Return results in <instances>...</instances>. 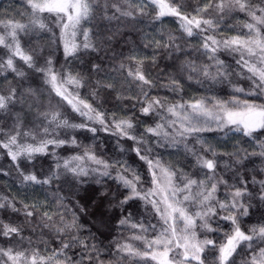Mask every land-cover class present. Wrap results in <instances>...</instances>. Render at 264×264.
<instances>
[{
	"label": "snow or ice",
	"instance_id": "obj_1",
	"mask_svg": "<svg viewBox=\"0 0 264 264\" xmlns=\"http://www.w3.org/2000/svg\"><path fill=\"white\" fill-rule=\"evenodd\" d=\"M24 5L23 11L14 15L0 14V49L7 50L0 58V72L10 71L21 80L27 78V71L41 75L55 97L82 119L75 122L59 101H49L46 107L31 104L29 109H36L34 119L26 121L23 108L17 110L25 93L9 87L0 91V119L4 120L0 152L25 183L50 186L64 182L71 186L84 184L88 178H95L98 184L101 178L112 179L118 191L123 189L118 205L122 210L129 201H142L145 211L150 206L157 223L134 221L128 213L116 220V226L131 229V236L123 242L117 240L114 252L105 250L99 236L91 231L84 234L74 211L71 220L67 219L68 206L64 197L58 196L59 207L65 211L58 220L44 213L41 227L48 232L41 231L40 238H34V232L25 235L24 224L0 220V264H209V253L211 264H237V257L240 264H264V210L258 221L244 227L253 207L264 209V0H199L192 10L183 0H24ZM241 14L243 23H230ZM146 16L154 24L175 17L178 32L167 33V40L161 32L159 39L150 43L188 57L181 63L180 73L189 81L195 78L213 86L227 81L232 85L231 95L220 98L212 93L184 100L180 75L159 85L177 99L153 95L158 81L151 78L143 59L130 55L127 65L122 61L113 71L119 72L130 88L139 89L136 105L140 116L154 118L141 129L138 117L119 119L113 114L109 118L106 111L75 91L85 87V76L65 71L63 66L57 70L51 53L45 57L43 50L25 51L21 45L22 35L51 33L52 43L57 51L62 47L67 64L81 53L99 51L112 39L95 33L92 21H135ZM197 37L199 43L186 49L184 45ZM222 54L229 56L235 67ZM17 58L23 61L24 70L17 66ZM91 71L104 69L93 63ZM236 80H247L250 87L246 89ZM104 88L115 90L116 83L97 79L92 97ZM27 95L36 93L28 89ZM68 130L88 131L94 136L103 131L117 137L120 157L104 158L92 147H82ZM206 132L237 133L243 139L237 140L233 151L219 152L203 137ZM121 141L132 144L125 149ZM64 148L78 151L60 157L56 150ZM167 148L182 149L192 157L194 171H185L158 154L159 149ZM129 153H134L138 167L128 162L133 159ZM38 156H51L53 165L46 173L25 171L24 162L33 164ZM253 157L260 159L261 166L249 176ZM32 207L25 205L26 217L35 216ZM0 209L20 211L6 196ZM219 222L229 224L230 230L225 231ZM217 232H224L223 242L208 236Z\"/></svg>",
	"mask_w": 264,
	"mask_h": 264
},
{
	"label": "trees",
	"instance_id": "obj_2",
	"mask_svg": "<svg viewBox=\"0 0 264 264\" xmlns=\"http://www.w3.org/2000/svg\"><path fill=\"white\" fill-rule=\"evenodd\" d=\"M183 2L186 6H190L189 10H192L197 7L199 0H183ZM24 6V0H0V14L8 13L9 15H14L17 11H23ZM244 19L241 14L238 17H234L230 23L233 25L241 24ZM91 23L95 33L100 34L102 37L112 36V39L101 45L99 51L81 53L77 57L71 58L67 64L64 61L62 48L57 51V45L52 43L51 33L22 35L21 45L25 51L33 48L37 51L43 50L45 57L51 53L57 70H60L63 66L65 71L70 70L73 74L80 73L85 76L87 80L85 87L75 91H78L83 98H87L95 107L106 111L109 118L113 114L119 119L130 116L138 117L141 120V129L146 124H151L154 119L153 117L140 116L139 106L136 105V96L139 94V89L134 86L130 88L129 84L123 82L124 77L119 72L113 71L122 61L127 65L129 63L127 57L130 55L143 59L145 69L151 74V78L158 81V87L152 89L153 95L168 96L171 100L177 99L173 93L159 87L160 84L168 83L171 76L176 75H180L183 82V92L180 95L184 100L200 98L212 93H215L220 98H228L231 95L232 85L227 81L214 86L207 82L198 83L195 78L189 81L186 74L180 73V65L188 57L174 51L170 53L163 48H157L155 43H150L159 39L161 32L164 33L165 40H167V33L178 32L179 24L177 21H170L169 17H165L161 22L154 24L151 22V17L146 16L135 21L126 19L120 22L116 20H100L98 18ZM198 43L199 38L197 37L184 46L187 49ZM146 44H150V46L145 47ZM222 58L235 67L234 61L229 56L222 54ZM153 60H155V63H153ZM93 63L100 64L104 71L100 73L91 71ZM17 66L22 70L25 69L20 60H17ZM26 77V79L21 80L15 76V73L10 71L0 72V91H7L9 87H18L25 93L24 99L17 105V110H20L21 107L23 108V118L26 121L34 119L36 109H29V106L33 103L46 107L49 101H52L53 104L59 101L65 113L70 116L73 115L67 103L60 101L59 97H55V94L51 92L50 86L44 83L41 75L27 71ZM97 79L102 80L104 83L114 81L116 83L115 90L100 89L99 94L93 98L91 93ZM235 82L246 89L250 87V82L247 80H236ZM28 89L33 90L36 95L28 96ZM133 105H136L135 110H133ZM3 123L4 120L0 119V124ZM8 123L10 125L11 121L9 120ZM72 134L76 136L82 147H92L104 158L111 157L115 159L120 157L117 137L110 136L103 131H100L95 136L91 132L82 130L72 131ZM202 135L209 144L215 145L219 152L233 151V145L237 140L243 139L237 133H229L225 136L223 133L206 132ZM120 144L125 149H128L132 142L121 141ZM64 150L68 151V154L64 155L65 157L71 155L73 151H78L71 148H64L63 152ZM158 154L177 167H183L185 171H194L190 163L192 157L186 156L182 149L180 151L173 148L159 149ZM128 155L132 156L133 159H128ZM128 155L123 158L128 159V162L133 164L134 167H138L139 165L134 162V153H129ZM223 159L227 160V157L225 156ZM252 160L254 162L249 163V176L252 169H258L261 166V161L258 157H253ZM51 165H53L51 158L38 156L33 164L24 162L23 167L25 171L40 174L46 173ZM261 178H264V176ZM117 187L116 182L109 178H101V183L99 184L95 182V178H88L84 184H73L71 186L64 182H54L50 186L25 183L22 182V177L6 154L0 152V201L6 196L10 200H14L20 210L13 213L11 209H0V220L24 224L27 229L25 235L28 232H34V238H40L41 231L48 232V229L41 227L42 217L45 212L53 215L54 219L58 220L59 214L65 211L64 208L59 207L58 196L64 197L63 202L68 206L67 219L71 220V212L74 211L79 217V222L84 226V234L87 235L91 231L99 236L103 240L105 250L111 249L114 252L117 240L123 242L131 236V229H122L116 226V220L126 216L128 213L132 214L134 221L143 220L157 223V218H154L150 206L148 211H145L142 201H129L122 210L118 205L120 199H122L121 192L123 189L118 191ZM223 193L224 190L221 189V198H223ZM25 205L35 206L31 208L35 212L34 217H26L23 214ZM262 210L264 209L259 206L253 207L252 215L245 220L244 227L246 228L251 223L258 221ZM217 221L213 222L214 228ZM219 223L223 225L225 231L230 230L229 224L225 222ZM208 236L216 239L218 243L223 242L225 239L224 232L209 233ZM43 239L47 240L48 236L45 235ZM134 243L140 244V242ZM140 246L142 247L143 245L140 244ZM208 255L209 264H211L212 254L209 253ZM115 259L119 258L116 257ZM149 264H154V262L149 261ZM237 264H240V257H237Z\"/></svg>",
	"mask_w": 264,
	"mask_h": 264
},
{
	"label": "rangeland",
	"instance_id": "obj_3",
	"mask_svg": "<svg viewBox=\"0 0 264 264\" xmlns=\"http://www.w3.org/2000/svg\"><path fill=\"white\" fill-rule=\"evenodd\" d=\"M175 17H169V20L170 21H177V20H175L174 19ZM62 48V47H61ZM62 51H63V49H62ZM6 54H7V50H5V49H0V57L1 58H3V57H5L6 56ZM17 60H19L18 58H17ZM21 63H23V61H20ZM69 106V105H68ZM70 107V106H69ZM70 109V111H71V107L69 108ZM72 112V111H71ZM72 118L74 119V121L75 122H79L82 118L81 117H79L76 113H73L72 112ZM96 127H99V125H96ZM69 132H71L72 133V131H74V130H68ZM57 152H58V154H59V156L60 157H65L64 155H66V154H68V151H66V150H64V152H63V149H57L56 150ZM48 158L50 159L51 158V162L53 163V160H52V157L51 156H48Z\"/></svg>",
	"mask_w": 264,
	"mask_h": 264
}]
</instances>
